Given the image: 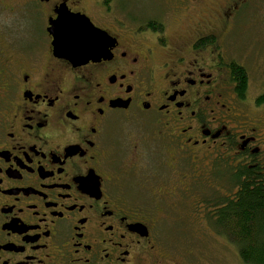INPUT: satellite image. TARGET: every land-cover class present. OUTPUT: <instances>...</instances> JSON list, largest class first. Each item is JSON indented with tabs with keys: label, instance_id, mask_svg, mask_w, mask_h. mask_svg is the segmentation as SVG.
<instances>
[{
	"label": "flooded vegetation",
	"instance_id": "flooded-vegetation-1",
	"mask_svg": "<svg viewBox=\"0 0 264 264\" xmlns=\"http://www.w3.org/2000/svg\"><path fill=\"white\" fill-rule=\"evenodd\" d=\"M61 17L99 52L54 54ZM251 50L264 0H0V264H188L161 235L207 228L230 173H264L233 73L248 88Z\"/></svg>",
	"mask_w": 264,
	"mask_h": 264
},
{
	"label": "trees",
	"instance_id": "trees-1",
	"mask_svg": "<svg viewBox=\"0 0 264 264\" xmlns=\"http://www.w3.org/2000/svg\"><path fill=\"white\" fill-rule=\"evenodd\" d=\"M237 91L242 97L247 91V79L242 67L233 68ZM264 103V93L257 98ZM245 167L239 174L230 173L229 180L236 192L231 196L215 195L209 199L211 211L205 216L208 230H216L237 248L243 264H264V173L257 176ZM211 224L214 226L211 227Z\"/></svg>",
	"mask_w": 264,
	"mask_h": 264
},
{
	"label": "rangeland",
	"instance_id": "rangeland-1",
	"mask_svg": "<svg viewBox=\"0 0 264 264\" xmlns=\"http://www.w3.org/2000/svg\"><path fill=\"white\" fill-rule=\"evenodd\" d=\"M247 33L246 36H241V42H238V48L234 47L237 55H245L247 51ZM253 52V50H251ZM226 53H231L226 48ZM245 53V54H244ZM246 69L248 71V88L246 99L239 103V111L245 114L248 118L264 114L263 108L252 107L254 97L261 94L264 90V56L258 55L253 52L251 56H246ZM260 58V60H259ZM243 121V119L241 120ZM254 128V127H252ZM256 134L259 135L260 142H264V126ZM263 145V143L261 144ZM178 209L180 213L184 214L190 207V201L178 202ZM177 210V208H175ZM197 217V216H196ZM194 216H183L182 226L186 231L181 233L175 232L174 234H163L161 238L166 240V248L172 253L175 259L184 257L188 264H243L240 257L237 255V248L229 239L220 236L216 230H208L202 228L200 230L195 224L198 219ZM181 221L182 217H177ZM171 224V223H170ZM178 225V224H177Z\"/></svg>",
	"mask_w": 264,
	"mask_h": 264
},
{
	"label": "water",
	"instance_id": "water-1",
	"mask_svg": "<svg viewBox=\"0 0 264 264\" xmlns=\"http://www.w3.org/2000/svg\"><path fill=\"white\" fill-rule=\"evenodd\" d=\"M61 19L66 22V26L63 28L58 23ZM78 19L80 20L79 23L77 20H73V23L69 25L67 20H65V17L58 18L55 22L51 23L49 30L53 36L52 43L54 45V54L59 57H65L70 61H85V59L93 57V55L96 54V51L99 52L100 50V45H98L99 42L96 41V38H91L86 43H76L68 38L69 32L89 35V37L92 36V32L94 30L92 26L90 24L89 26L85 25L86 23L84 19Z\"/></svg>",
	"mask_w": 264,
	"mask_h": 264
},
{
	"label": "snow or ice",
	"instance_id": "snow-or-ice-1",
	"mask_svg": "<svg viewBox=\"0 0 264 264\" xmlns=\"http://www.w3.org/2000/svg\"><path fill=\"white\" fill-rule=\"evenodd\" d=\"M58 23L61 25L62 28L66 26V22L63 19H61ZM68 38L76 43H86L88 40L91 39V37H89L88 35L75 34L72 32H69Z\"/></svg>",
	"mask_w": 264,
	"mask_h": 264
}]
</instances>
